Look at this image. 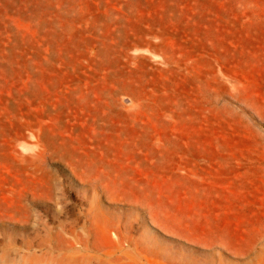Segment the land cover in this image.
<instances>
[{"label":"rangeland","instance_id":"1","mask_svg":"<svg viewBox=\"0 0 264 264\" xmlns=\"http://www.w3.org/2000/svg\"><path fill=\"white\" fill-rule=\"evenodd\" d=\"M0 264H264V0H0Z\"/></svg>","mask_w":264,"mask_h":264},{"label":"bare ground","instance_id":"2","mask_svg":"<svg viewBox=\"0 0 264 264\" xmlns=\"http://www.w3.org/2000/svg\"><path fill=\"white\" fill-rule=\"evenodd\" d=\"M261 203V202H260Z\"/></svg>","mask_w":264,"mask_h":264}]
</instances>
